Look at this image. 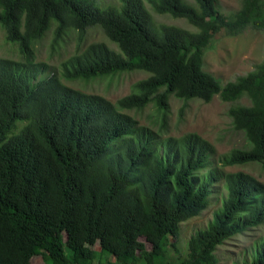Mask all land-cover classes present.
I'll return each instance as SVG.
<instances>
[{"label":"trees","instance_id":"1","mask_svg":"<svg viewBox=\"0 0 264 264\" xmlns=\"http://www.w3.org/2000/svg\"><path fill=\"white\" fill-rule=\"evenodd\" d=\"M238 1L227 12L217 0H0V30L20 57L0 56V264H32L34 252L41 264H167L180 224L216 199L219 208L189 236L178 264H218L219 245L264 227L262 183L231 172L219 197L211 142L194 132L161 137L126 113L151 104L165 115L170 95L217 96L232 103L227 114L245 140L220 165L264 168V54L225 83L203 69L217 32L264 30V0ZM152 11L191 29L157 22ZM94 26L118 51L92 42L57 73L35 62L34 44L49 28L54 47L68 30L81 39ZM132 71L147 75L116 102L62 81ZM243 97L247 105L237 102ZM259 236L249 257L232 264H264Z\"/></svg>","mask_w":264,"mask_h":264},{"label":"rangeland","instance_id":"2","mask_svg":"<svg viewBox=\"0 0 264 264\" xmlns=\"http://www.w3.org/2000/svg\"><path fill=\"white\" fill-rule=\"evenodd\" d=\"M96 1L101 6L117 4V0ZM217 3L222 11L230 12L239 8L238 0H217ZM146 6L149 8L148 4ZM151 13L157 22L175 24L191 29V26L183 19L173 18L166 14H157L153 11ZM51 28L34 44L33 52L35 62L46 64L54 73L59 71L62 61L79 53L92 42H103L110 49L118 51L115 44L97 26L89 27L81 39H78L74 31L68 30L62 36L58 45L51 47ZM263 54L264 30L259 31L249 28L237 36H227L223 31H220L214 35L210 46H205L203 49V69L211 73L221 83H225L252 70L254 65L261 61ZM0 56L13 60L20 59L17 46L15 43L4 40L2 30H0ZM146 75L147 73L143 71H132L90 80L68 81L63 79L62 81L72 89L80 90L86 94L99 95L111 102H116L119 98L132 92L134 83L145 78ZM237 102L248 104L245 97ZM231 104L220 100L217 96L209 102L197 98L184 102L170 95L169 111L165 115L157 111L151 104L146 105L140 111L128 110L126 113L137 121V125H143L154 133H161V137H179L184 133L194 132L211 142L216 152L212 156L213 161L217 162L214 163V166L222 176L220 181L215 183L216 188L221 191L220 197L224 191V176L231 172H244L264 185V168L260 163L248 162L239 165L221 166L218 161L220 156L227 154L232 148L242 147L245 143L243 133L233 128L231 119L227 114V109ZM218 208L219 204L216 199L199 215L180 224L178 238L175 241L176 250L171 252L167 264H178L177 259L183 257L186 253L185 243L189 236L202 229ZM263 233L264 227L247 229L244 233L237 234L219 245L215 250L218 264H232L235 261H241L244 257H249L253 241ZM94 249L97 250L98 246H95ZM42 260L40 253L34 252L31 256L32 264H41ZM95 264H97L96 260Z\"/></svg>","mask_w":264,"mask_h":264},{"label":"clouds","instance_id":"3","mask_svg":"<svg viewBox=\"0 0 264 264\" xmlns=\"http://www.w3.org/2000/svg\"><path fill=\"white\" fill-rule=\"evenodd\" d=\"M116 46V45H115ZM117 47V46H116ZM22 124L21 123H17L16 125H15V130H17L18 128H20V126H21Z\"/></svg>","mask_w":264,"mask_h":264},{"label":"bare ground","instance_id":"4","mask_svg":"<svg viewBox=\"0 0 264 264\" xmlns=\"http://www.w3.org/2000/svg\"><path fill=\"white\" fill-rule=\"evenodd\" d=\"M94 41V40H93ZM170 106V105H169ZM184 117V116H183ZM191 220V219H190Z\"/></svg>","mask_w":264,"mask_h":264}]
</instances>
